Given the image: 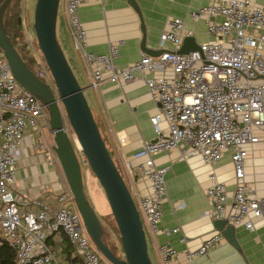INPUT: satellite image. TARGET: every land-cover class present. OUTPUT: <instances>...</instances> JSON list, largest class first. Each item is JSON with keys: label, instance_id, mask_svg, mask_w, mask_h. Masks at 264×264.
I'll list each match as a JSON object with an SVG mask.
<instances>
[{"label": "built area", "instance_id": "1", "mask_svg": "<svg viewBox=\"0 0 264 264\" xmlns=\"http://www.w3.org/2000/svg\"><path fill=\"white\" fill-rule=\"evenodd\" d=\"M85 1L66 0V15L75 48L90 70L91 88L140 79L162 107L161 113L151 118L157 140L144 141L133 156L141 161L140 174L151 186L150 194L137 203L145 229L166 239L180 230L162 225L170 167L158 166L155 161L157 156L178 149L185 157L201 156L208 165H216L230 154L234 191L230 193L217 175L211 174L206 190L210 202L207 214L235 227L253 229L252 219L264 218V197L245 183V162L249 148L264 141V7L253 0H213L191 11L190 16L205 21L214 41L201 44L200 51L178 54L184 39L193 32L186 29L183 20L174 19L161 38L160 48L171 43L175 50H165L156 58L142 53L137 62L119 68L115 64L120 56L117 46L102 55L88 51L87 31L79 14ZM37 62L36 75L55 91L48 66ZM59 106L63 131L73 146L79 144L64 107ZM163 122L166 129L161 127ZM42 125L49 130L44 106L19 84L0 47V237L15 249L17 264H106L70 189L60 192L56 207L16 195L18 154L25 135L29 128L37 132ZM53 145V141L48 145L41 139L35 148L45 152L47 164L61 167ZM31 206L35 209L28 210ZM222 239L221 234H214L198 250L187 253V260L208 255ZM158 251L162 264H180L168 240Z\"/></svg>", "mask_w": 264, "mask_h": 264}, {"label": "crops", "instance_id": "2", "mask_svg": "<svg viewBox=\"0 0 264 264\" xmlns=\"http://www.w3.org/2000/svg\"><path fill=\"white\" fill-rule=\"evenodd\" d=\"M129 0H86L79 10L80 19L87 31L88 51L95 55L109 53L111 46L120 52L115 64L119 68L137 62L142 55L143 32L136 11ZM140 7L146 32L147 47L153 50H170L176 47L168 43L160 48L162 36L169 31L174 19H181L186 29L193 32L196 42L201 45L214 41L208 35L203 19L194 20L191 11L209 5L213 0H135ZM264 7V0H253ZM58 40L79 81L93 114L97 117L102 136L123 175L136 203L149 195L151 186L139 171L140 160L134 159L144 141L157 140L151 118L161 113V105L155 102L143 80L130 84L113 85L104 83L99 89L91 88V74L83 55L76 50L72 30L66 15V0L61 4L57 20ZM166 123L161 127L166 129ZM41 130V131H40ZM40 131V132H39ZM39 131L29 128L23 147L18 154V169L15 192L18 198L38 200L51 207L57 206V197L69 189L61 167L50 166L45 152L35 148V143L53 138L42 125ZM52 141V140H51ZM48 144V145H49ZM158 166H169L166 176L167 196L162 205V225L179 232L169 239L163 235H152L146 229L149 254L153 264H162L158 251L160 244L169 241L177 253L180 264H264V218L252 219L253 229L245 225L235 227L237 247L231 244L215 228V221L207 212L210 202L206 190L211 185L210 176L234 191L236 181L234 165L230 154L216 165L206 164L201 156L185 157L180 149L171 154L155 158ZM245 183L255 189L259 197H264V141L249 148L245 162ZM35 206L28 207L34 210ZM219 233L222 241L208 255L192 262L187 253L198 250L204 241Z\"/></svg>", "mask_w": 264, "mask_h": 264}, {"label": "water", "instance_id": "3", "mask_svg": "<svg viewBox=\"0 0 264 264\" xmlns=\"http://www.w3.org/2000/svg\"><path fill=\"white\" fill-rule=\"evenodd\" d=\"M9 2L10 0H0V47L8 58L19 84L41 102L48 114L49 131L54 143L53 151L59 159L89 236L102 256L111 264H153L148 249L147 233L137 203L111 156L86 98L85 89L79 83L58 40L57 20L61 0H37L33 21L36 39L51 72L55 91L29 69L7 35L5 15ZM128 3L141 21L142 52L154 58L159 57L165 51L147 47V32L140 7L135 0H129ZM196 51H200V45L194 37H186L178 54L187 55ZM59 103L64 107L79 142L81 155L85 158L82 163L90 167L104 190L119 231L123 258L116 256L104 241L103 224L87 199L81 161L67 133L63 131ZM214 225L217 231L237 247L235 226L227 220H216Z\"/></svg>", "mask_w": 264, "mask_h": 264}, {"label": "rangeland", "instance_id": "4", "mask_svg": "<svg viewBox=\"0 0 264 264\" xmlns=\"http://www.w3.org/2000/svg\"><path fill=\"white\" fill-rule=\"evenodd\" d=\"M36 3H37V0H22L21 1L22 17H23L22 29L24 31L23 32L24 37L22 39V43L24 45L26 44V46L29 49L28 51L30 52V55L31 56L33 55L36 61L45 62L42 52L39 48V45L36 39V34L33 28L34 12H35ZM62 3H63V0H61V12H62ZM37 69L38 67L35 68V71H37ZM47 139L49 140V142L53 141V138L48 137ZM74 147H75V151L78 154V157L82 164L83 180H84V187H85L87 199L89 200L94 211L100 218L103 224L104 230H105V235H106L105 243L110 248L111 246H113L112 250H114L116 254H120L122 257H124V252H123L121 242H120L119 231L114 221V218H113L109 203L107 201V198L105 196L104 190L101 187L98 180L96 179V177L91 172L90 167L82 163L85 160V158L80 153L81 150H80L79 144L75 143ZM101 260L102 262L108 264L105 258L101 257Z\"/></svg>", "mask_w": 264, "mask_h": 264}, {"label": "trees", "instance_id": "5", "mask_svg": "<svg viewBox=\"0 0 264 264\" xmlns=\"http://www.w3.org/2000/svg\"><path fill=\"white\" fill-rule=\"evenodd\" d=\"M22 0H10L9 7L5 15V31L10 37L12 43L17 48L18 52L22 56L26 65L32 70L35 74V68L37 67V61L34 56L30 55L28 47L26 44L22 43L24 31L23 27V17H22ZM95 116V115H94ZM95 119L98 123V126L101 130L100 123L95 116ZM102 132V131H101ZM116 254V252H115ZM119 258H123L120 254H116ZM0 264H17L16 262V251L15 249L7 242H5L0 237Z\"/></svg>", "mask_w": 264, "mask_h": 264}, {"label": "flooded vegetation", "instance_id": "6", "mask_svg": "<svg viewBox=\"0 0 264 264\" xmlns=\"http://www.w3.org/2000/svg\"><path fill=\"white\" fill-rule=\"evenodd\" d=\"M105 237H106V235H104V241H105ZM106 242V241H105ZM111 249H113V246H111ZM114 251V250H113ZM115 252V251H114Z\"/></svg>", "mask_w": 264, "mask_h": 264}]
</instances>
